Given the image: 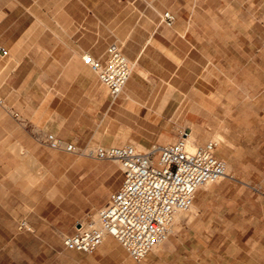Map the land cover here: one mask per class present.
<instances>
[{"label":"crops","instance_id":"crops-1","mask_svg":"<svg viewBox=\"0 0 264 264\" xmlns=\"http://www.w3.org/2000/svg\"><path fill=\"white\" fill-rule=\"evenodd\" d=\"M216 20L210 0H0V264H210L234 254L227 249L255 246L231 234L264 230V195L247 190L250 180L224 176L241 187L234 201L212 191L195 196L192 219L140 260L111 235L91 253L69 249L63 237L107 202L122 170L37 139L50 133L83 149L130 138L144 150L165 144L145 148L137 137L169 139L146 121L194 119L195 104L209 112L221 102L206 77L200 98L193 84L194 64L210 70ZM113 46L132 63L115 99L82 61L84 54L105 61ZM201 130L187 133L194 145L206 142Z\"/></svg>","mask_w":264,"mask_h":264},{"label":"rangeland","instance_id":"rangeland-1","mask_svg":"<svg viewBox=\"0 0 264 264\" xmlns=\"http://www.w3.org/2000/svg\"><path fill=\"white\" fill-rule=\"evenodd\" d=\"M210 16L219 21V32L211 34V46L208 54L205 55L211 61L210 70L202 73V66L194 64L193 84L194 91H198L195 95L200 98L203 85L206 84L203 79L206 77L210 85L214 86L210 89L220 96L221 102L211 103L209 112L203 111L201 103L195 104L194 119L181 118L177 121L162 119L145 122L147 129H154L156 133L165 131L169 136L167 140L159 141L158 139L163 136L157 135L137 138L146 140L148 144L145 148H147L152 143L173 142L179 138L180 133H189L194 127H202L204 137L202 142L217 139L216 134H220L225 140H218L217 148L224 149L219 157L227 163L228 175L226 176H239L250 180L254 188L247 190L264 195V0H210ZM213 62L218 67L213 66ZM205 66L207 69V65ZM178 83L184 82L179 80ZM37 139L46 145L42 137ZM127 141L136 147L131 138ZM75 155L87 157L83 154ZM108 161L119 167L116 161ZM240 189V185L222 178L199 188L195 196L199 201L207 191H212V194L216 193L220 199L223 197L226 202L232 203L235 193ZM194 200L189 211L181 212V219L177 224L174 220L172 232L168 238L175 235L192 219L195 209ZM96 210L80 221L91 218ZM211 234L210 236H214L218 233ZM239 235L252 245L256 241L255 246L227 249L234 254L220 256L218 263L210 264H264L262 227L259 226L257 231L231 234L235 240L239 239ZM200 250L213 251L214 249ZM169 259L170 257L167 258V262ZM197 261L203 263L206 259L200 256Z\"/></svg>","mask_w":264,"mask_h":264},{"label":"built area","instance_id":"built-area-1","mask_svg":"<svg viewBox=\"0 0 264 264\" xmlns=\"http://www.w3.org/2000/svg\"><path fill=\"white\" fill-rule=\"evenodd\" d=\"M174 16L165 11L162 21L171 25ZM2 55L6 50L0 49ZM82 61L96 73L110 96H119L132 69V63L116 46L101 61L84 54ZM186 132L173 142L153 144L145 150L133 144L96 146L82 149L50 133L42 141L51 148L96 159L116 161L123 174L120 186L107 202L87 220L76 222L63 237L65 247L93 252L107 235L113 236L135 260L144 258L172 232L177 213L189 211L196 191L227 174L226 161L216 155L218 141L188 147Z\"/></svg>","mask_w":264,"mask_h":264},{"label":"bare ground","instance_id":"bare-ground-1","mask_svg":"<svg viewBox=\"0 0 264 264\" xmlns=\"http://www.w3.org/2000/svg\"><path fill=\"white\" fill-rule=\"evenodd\" d=\"M185 142H186V145H187L188 147H193V146H194V144H193V136L190 135V134H188V136L185 137ZM141 147H142V146L136 144V148H137V149H141ZM180 215H181V212L176 214V216H175V221H176V222H177V220L179 219ZM158 245H159V244H158Z\"/></svg>","mask_w":264,"mask_h":264}]
</instances>
